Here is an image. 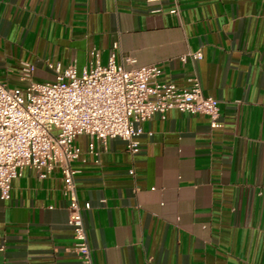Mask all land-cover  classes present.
I'll return each mask as SVG.
<instances>
[{
  "label": "crops",
  "instance_id": "0c3cea01",
  "mask_svg": "<svg viewBox=\"0 0 264 264\" xmlns=\"http://www.w3.org/2000/svg\"><path fill=\"white\" fill-rule=\"evenodd\" d=\"M111 51L133 59L125 67L158 64L163 81L197 77L219 125L168 109L140 124L136 154L117 138L90 153L92 139L76 137L92 264H264V0H0L9 87L24 86L26 63L52 81ZM62 189L58 169L24 167L0 195V264H79Z\"/></svg>",
  "mask_w": 264,
  "mask_h": 264
},
{
  "label": "built area",
  "instance_id": "2783aa9c",
  "mask_svg": "<svg viewBox=\"0 0 264 264\" xmlns=\"http://www.w3.org/2000/svg\"><path fill=\"white\" fill-rule=\"evenodd\" d=\"M90 54L98 59L97 50ZM201 57L198 50L179 58ZM125 62L133 59L118 62L111 51L105 64L95 61L78 71L72 63L56 69L54 80L42 82L32 79L33 67L26 63L21 73L23 87H9L0 81V195L9 198L13 180L24 167L34 169L39 177L58 169L79 264H92V260L83 220V211L90 204L79 203L74 184L72 163L81 156L74 143L77 136L92 139L90 153L94 152V140L104 147L108 139L117 138L129 153L136 154L140 124L155 115L164 117L168 109L203 114L211 127L219 125V102L203 93L197 77L181 86L161 80L162 69L156 63L125 67Z\"/></svg>",
  "mask_w": 264,
  "mask_h": 264
}]
</instances>
